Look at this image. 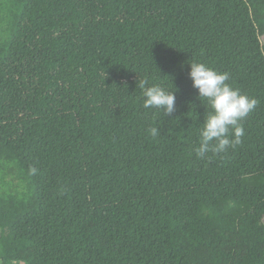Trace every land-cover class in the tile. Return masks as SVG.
Returning <instances> with one entry per match:
<instances>
[{"label":"trees","instance_id":"1","mask_svg":"<svg viewBox=\"0 0 264 264\" xmlns=\"http://www.w3.org/2000/svg\"><path fill=\"white\" fill-rule=\"evenodd\" d=\"M193 62L257 101L223 153ZM0 264H264V0H0Z\"/></svg>","mask_w":264,"mask_h":264},{"label":"clouds","instance_id":"2","mask_svg":"<svg viewBox=\"0 0 264 264\" xmlns=\"http://www.w3.org/2000/svg\"><path fill=\"white\" fill-rule=\"evenodd\" d=\"M189 77L192 87L198 91V99L207 100L212 110L199 130L200 143L195 149L197 156L204 157L209 151L223 153L240 144L244 135L241 121L255 109L257 101L228 84L227 73H220L203 63H190ZM146 84L147 81H139L145 109L162 110L166 116L176 111V92L160 85L145 87ZM150 133L155 137L159 130L153 127Z\"/></svg>","mask_w":264,"mask_h":264}]
</instances>
